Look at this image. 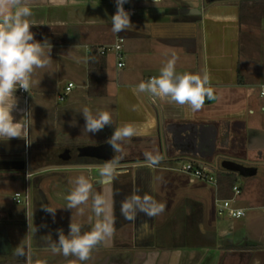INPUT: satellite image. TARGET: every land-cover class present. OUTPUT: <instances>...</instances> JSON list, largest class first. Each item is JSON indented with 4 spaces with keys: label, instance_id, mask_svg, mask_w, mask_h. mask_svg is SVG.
I'll return each instance as SVG.
<instances>
[{
    "label": "crops",
    "instance_id": "obj_1",
    "mask_svg": "<svg viewBox=\"0 0 264 264\" xmlns=\"http://www.w3.org/2000/svg\"><path fill=\"white\" fill-rule=\"evenodd\" d=\"M261 2L128 0L127 6L134 10L130 14L134 30L118 33L124 37V65L117 66L113 52L100 55L105 58V66L99 82H94L100 93L90 95V49L112 43L117 35L112 31L113 0H31L29 19L36 25L30 30L37 41L47 39L51 43L52 60L47 68L34 71L29 92L21 93L17 89L12 115L21 121L26 115L30 123L21 134L27 135L31 170L50 167L43 171L39 185L45 191L47 207L56 208L54 217L48 212L53 220L91 227L94 220L91 199L83 206V215L66 207V195L78 175L88 177L94 185L93 192H100L109 200L115 216L114 232L91 251L90 257L98 255L96 261L112 254L104 264H226L234 256L235 264H264L263 241L255 240L247 232L243 239L251 240L245 244L257 246L256 249L233 248L232 241H224L233 235L232 229L217 225L211 218L210 204L207 207L206 202L210 198L205 195V189L181 195L179 199L167 192L179 175L175 168L181 161H193L216 175L217 186L212 183L214 188L209 186L215 198L232 193V186L220 188L218 174L237 176L228 171L225 156L264 164V115L255 108L252 99L256 89L264 84V33H261L264 2ZM253 18L260 23L254 24ZM173 54L177 57L178 74L207 73L210 77L207 87L214 98H205L198 111L135 90L141 80L158 76ZM91 70L94 71L92 66ZM57 73L60 76L66 73L68 78L62 89ZM68 82L74 86L61 100L59 96ZM49 93L53 94V102L41 97ZM56 97L60 100L57 103ZM85 106L94 114L106 108L112 125L96 133L85 132V120L80 112ZM128 122L134 126L136 135L120 141L122 151L114 152L108 138L115 128ZM23 140L26 139L0 140V151L8 159L23 156L26 152L22 151ZM65 148L73 151L79 148V153L62 162L59 154ZM145 152L162 153L164 159L156 166H147ZM112 159L120 162L112 184L97 182L99 168L83 167L86 162L102 165ZM19 164L7 163L4 167L21 168ZM22 169L28 181L26 168ZM169 171L173 172L171 179ZM254 176L264 179V174ZM31 178L32 175L30 182ZM136 188L140 190L137 194H150L165 206L163 212L154 216L144 212L135 215L142 222V230L144 220H151L154 237L147 244L135 243V218L125 220L120 213L121 201ZM240 189L243 199L258 197L253 191L245 193ZM26 204L28 215L31 205L27 197ZM246 207L256 208L251 203ZM21 226L27 235L26 225ZM178 237L183 240L179 242ZM223 244L228 247L223 249ZM96 261L88 259L84 264Z\"/></svg>",
    "mask_w": 264,
    "mask_h": 264
},
{
    "label": "clouds",
    "instance_id": "obj_2",
    "mask_svg": "<svg viewBox=\"0 0 264 264\" xmlns=\"http://www.w3.org/2000/svg\"><path fill=\"white\" fill-rule=\"evenodd\" d=\"M63 2V0H62ZM128 0H115L116 11L112 15V31H133L134 26L130 20V13L124 8ZM32 16L31 0H0V140L10 138H25L21 133L30 127L25 119L15 120L12 112L16 105L15 92L20 90L29 92L32 76L36 69L47 68L51 63L52 45L47 39L37 41L31 26L36 25L29 17ZM177 57L173 54L161 67L159 75L150 77L147 81L141 80L136 91L148 94L153 98H168L169 102L179 105H189L193 111L200 110L205 98L213 99L212 90L207 87L210 77L207 73L193 74L189 72H176ZM85 126L84 131L96 133L105 126L112 125L111 114L107 109L97 111L95 114L85 106L80 110ZM136 135L134 126L128 122L114 129L108 138V144L114 152L122 151L120 141L130 139ZM145 165L156 166L163 159L162 153L145 152ZM120 162L112 159L99 166V183L112 184L115 180ZM30 179V177H29ZM93 183L88 177L81 174L74 180V186L66 195V207L76 210L77 215H83L91 199V208L94 220L88 230L83 226L71 222L69 232L64 234L58 231V239L53 241L51 236L43 237L52 253L62 254L65 257L73 256L78 261H86L91 251L111 237L114 232L115 216L106 196L100 192H93ZM139 189L121 201L120 213L125 220H133L138 212L154 216L164 210V204L157 202L150 194H137ZM114 193L113 195H115ZM56 208L46 207L45 210L53 215ZM27 217V216H26ZM28 220L30 235L36 231ZM17 255L24 256L27 264H31L30 253L26 254L23 248L17 249ZM46 264V261H41ZM71 264H76L72 261Z\"/></svg>",
    "mask_w": 264,
    "mask_h": 264
},
{
    "label": "rangeland",
    "instance_id": "obj_3",
    "mask_svg": "<svg viewBox=\"0 0 264 264\" xmlns=\"http://www.w3.org/2000/svg\"><path fill=\"white\" fill-rule=\"evenodd\" d=\"M128 3V2H127ZM252 21L257 23H260V20H257V18H253ZM262 28V34L264 33V25ZM124 46V41L122 42ZM112 52V51H108ZM256 53L258 51L256 50ZM57 75L56 77H60V85L59 89H62V87L67 83L68 78L66 73H63L62 76ZM54 75V76H55ZM259 88V87H258ZM258 88L254 87L253 89H256V93L254 95L253 99V105L257 110L264 115V110H261V106L264 104V99L259 97V90ZM42 98H46L47 100L53 102V94H41ZM62 100V99H61ZM55 103L59 102L60 100L56 97L54 98ZM25 158H27V153L23 155ZM177 167H180L181 163L176 164ZM173 172H175L173 170ZM172 171H169V178L171 179L173 175ZM178 175L177 179L174 180L171 184V186H168L167 192L170 196H173L174 199L177 197H180L184 194H189L191 192L199 191L200 189H205L204 193L206 192V196H209L210 200L207 201V207L210 204L209 211L211 218H213L214 221H216L217 225L222 226L223 228H226L228 230L232 229L233 235H229L228 239L224 240L225 242L230 240L233 242V248H239V247H246V248H254L256 249L257 246H248L244 244L241 240L243 239L244 233L247 232L250 234L251 237H253L255 240L263 241L264 243V237L261 236V233H264V191L262 187H264V179L258 176L249 177L248 175H240L237 174L236 180L234 183L242 188L245 193L247 190L253 191L254 194H258V197L254 200L249 199H243L242 195L240 197V205L243 206H249L250 203L254 204L256 208H252L247 211L245 216L237 217V218H228V217H217L215 206H214V198L215 196L213 193H211L210 187L214 188V186L206 181L200 180L193 175L186 173L182 170H179L175 172ZM37 181V177L31 178V183H34ZM38 181H41L38 179ZM177 186H180L177 187ZM210 186V187H209ZM172 187V188H171ZM18 191L21 193V196L18 197L20 201H17V199L14 198L15 192ZM26 191H27V179L25 176V172L22 168L18 167H0V264H24V262H17L13 261L12 259L6 261H2L4 256L13 257L16 256L17 249L23 248L25 249V242L27 240V235L25 233V228H23L22 224H12L11 222H8L11 219H17L19 221H23L26 219L27 216V204H26ZM210 191V192H208ZM260 194V195H259ZM194 195V194H193ZM179 199V198H177ZM212 202V204H211ZM23 223V222H21ZM179 242L183 240V238L178 237ZM218 239V238H217ZM193 241V238L191 239ZM219 242H221L220 239H218ZM227 245L222 246V248H227ZM16 250V251H15ZM15 251V252H14ZM37 252L31 253V264H39L38 263V257L40 256H47L46 263L51 262V264H71V260H76L74 257L72 259V256H61L58 257L52 262L51 255L54 254L52 251L43 252L40 256H38ZM44 254V255H43ZM94 258V259H93ZM93 258L90 257V261L94 260L96 261L98 258V255H93ZM41 259V258H40ZM43 260L44 257H43ZM88 261V260H86ZM83 261L82 263L84 264ZM26 264V263H25Z\"/></svg>",
    "mask_w": 264,
    "mask_h": 264
},
{
    "label": "flooded vegetation",
    "instance_id": "obj_4",
    "mask_svg": "<svg viewBox=\"0 0 264 264\" xmlns=\"http://www.w3.org/2000/svg\"><path fill=\"white\" fill-rule=\"evenodd\" d=\"M67 149V148H65ZM65 149L59 154V159L60 161H68L70 159L71 156H69L67 159L63 158L62 156H64L65 154H67L65 152ZM109 148H107L108 150ZM79 148H74V154L79 153ZM5 152L0 151V167H4L5 165H7V163H9L7 160H3L6 157ZM83 154V153H82ZM81 155V154H80ZM83 156V155H82ZM255 162V161H252ZM88 164H90L91 162H86ZM261 164H259L258 162H255V164H251V166H253L254 168L258 167V168H262L264 167V164L262 162H260ZM34 178L37 177V181L34 183H31V190H33V188L37 187L39 189L40 195L42 196L43 202H44V208L47 207V199H46V194L45 191L40 188L38 179H42L43 177V172L41 173H35L32 175ZM26 197L28 199L27 193H26ZM216 215L218 216V214L216 213ZM27 217L29 219V222L31 223V219H32V224L35 227L36 231L33 233V235H30V233L28 232V220ZM26 219H24L23 221H19L17 219L11 221L12 224H22V225H26V229H27V240L25 242V253L28 254L32 252H37V253H41V252H48L49 250L51 251V249L47 246V241L43 239V237L50 235L51 239L53 241L58 239V231L59 230H63L64 234L67 232L66 228L69 227V223L68 222H60V221H56L53 220L49 215L48 212L45 210V220L44 221H40L36 218H34L33 212H32V207H31V212L28 213ZM220 217V216H218ZM23 222V223H21ZM145 222V223H144ZM144 227L145 229H141V225L142 222H138L137 218H135L134 220V232H133V240L135 241V243H143V244H147L149 243L152 238L154 237V230L152 229V224H151V228H150V222L151 220L145 219L144 220ZM147 226V227H146ZM66 227V228H65ZM90 228V226H88L87 228L85 226H83L82 230H88ZM66 235V234H65ZM30 237V239H29ZM248 240L251 239H243L241 240L244 244L247 243ZM30 243H31V249L30 248ZM233 243V242H232ZM16 251V250H15ZM14 251V252H15ZM13 257H9V256H4L3 258V262L7 260L12 259L13 261H17V262H24V264H27V261L25 260L24 256H20L17 255ZM54 255H51V261L54 262V260L58 257L63 256L62 254H57V253H53ZM39 255V254H38ZM107 255V254H106ZM48 255H44V259L43 257H41V259H38L40 261H46ZM111 259L112 258V254H109V256H105L101 259H99L98 261H96L94 264H104V263H108L105 261V259ZM40 261H38V263L40 264ZM228 261V262H227ZM226 261V264H235V257L232 256L230 258H228V260ZM51 264V263H50ZM53 264V263H52Z\"/></svg>",
    "mask_w": 264,
    "mask_h": 264
},
{
    "label": "built area",
    "instance_id": "obj_5",
    "mask_svg": "<svg viewBox=\"0 0 264 264\" xmlns=\"http://www.w3.org/2000/svg\"><path fill=\"white\" fill-rule=\"evenodd\" d=\"M114 2V12L116 11V3ZM124 8L129 11L130 14H133L134 10H132L127 4H124ZM124 37L122 35L117 34L115 40L106 45H100L96 47V50L99 55H105L108 51H112L117 58V66L122 67L124 65V56H123V44ZM74 86L73 82H68V84L65 87V92L59 96L60 99H64L67 92H69L72 87ZM18 90L21 93H26V91ZM259 96L261 98H264V84L260 85L259 88ZM177 169L182 170L186 173H189L193 175L194 177L212 183L217 186V177L214 173L205 170L202 166L199 164L193 162V161H181L180 167ZM231 195L230 196H216L215 198V206H216V213L218 216L222 217H228L230 219L237 218L241 216H245L247 211L251 207L246 206H240L239 200H240V193L241 189L238 185L233 184L231 187ZM21 196L20 192H15L14 198L17 199V201H20L18 197ZM264 207V206H263Z\"/></svg>",
    "mask_w": 264,
    "mask_h": 264
},
{
    "label": "water",
    "instance_id": "obj_6",
    "mask_svg": "<svg viewBox=\"0 0 264 264\" xmlns=\"http://www.w3.org/2000/svg\"><path fill=\"white\" fill-rule=\"evenodd\" d=\"M25 141V145L22 146V151H26L27 153V158H25L24 156H13L11 158L8 159L5 158L3 160H7L9 163H16L17 161L20 163L21 168H26V173L27 176L30 177L31 175L35 174V173H40L43 171L48 170L50 167H41L37 170L32 171L30 168V153H29V145H28V139L23 140ZM65 152L67 154H65L64 156H62L63 158L67 159L71 154L74 153L73 149L71 148H67L65 149ZM227 158V169L228 171L234 172L236 174H240V175H255V174H264V170L260 169V168H254L252 166H250V164H254L255 162H248V161H244L238 158H231L228 156H225ZM218 161H216V169L218 167L217 164ZM250 163V164H248ZM100 164H87L84 165L83 167L88 168V169H94V168H99ZM124 166H128V165H124ZM97 182L99 183V179L97 180ZM100 184V183H99ZM27 196H28V203L31 205L32 207V212L34 215V218L40 220V221H44L45 220V208H44V202L42 199V196L40 195L39 189L37 187L33 188V190H31V182L28 179L27 181ZM66 228V227H65ZM67 232L65 233L66 235L69 232V227L66 228ZM30 239V237H29ZM31 249V243H30V248Z\"/></svg>",
    "mask_w": 264,
    "mask_h": 264
},
{
    "label": "trees",
    "instance_id": "obj_7",
    "mask_svg": "<svg viewBox=\"0 0 264 264\" xmlns=\"http://www.w3.org/2000/svg\"><path fill=\"white\" fill-rule=\"evenodd\" d=\"M264 2V0H262ZM261 2V3H263ZM264 4V3H263ZM88 64H89V74H88V80H89V89L88 93L90 95H97V93H100L99 90L95 89V83L97 84V80L99 82V76L102 73V70L105 66V58L103 56H100L96 50V47H92L90 49L89 58H88ZM91 66L94 68V71L91 70ZM16 162L14 163L17 166ZM13 164V163H11ZM20 165V164H19ZM236 175L232 173H219L218 174V180H219V186L220 188H225L228 186H232L234 184V181L236 180ZM222 195V194H221Z\"/></svg>",
    "mask_w": 264,
    "mask_h": 264
}]
</instances>
